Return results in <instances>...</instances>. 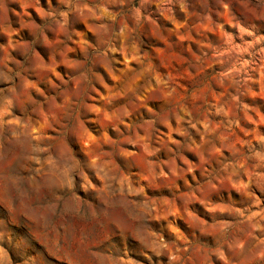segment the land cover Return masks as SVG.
Masks as SVG:
<instances>
[{"label": "clouds", "instance_id": "1", "mask_svg": "<svg viewBox=\"0 0 264 264\" xmlns=\"http://www.w3.org/2000/svg\"><path fill=\"white\" fill-rule=\"evenodd\" d=\"M16 2L0 0V20L7 23ZM216 3L227 7L224 0ZM27 6L39 15L15 13L19 28L14 34L27 29L30 39L25 63L13 61L17 71L9 69L5 77L13 86L3 103L6 109L16 103L25 110L29 130L19 132L23 139L8 141L20 151L0 154V168L10 159L32 176L22 184L6 176L0 180V197L19 208L22 196L43 195L48 208L39 230L23 219L16 228L0 221V243L14 253L16 264H53L37 239L57 230L63 235L56 251L67 264H165L162 256L169 264H200L201 252L205 264L213 257L217 264H246L245 245L255 239L248 229L264 233V136L240 128L247 117L240 100L248 95L240 90L241 81H235L238 95L226 93L230 99L223 105L211 102L212 87L225 75L213 65L241 61L235 41L246 50L245 37L257 45L264 44V36L239 21L233 25L235 36L223 24L213 25L209 0H194L191 12L190 0H44L43 5L27 0ZM174 6L187 14L184 23L175 20ZM165 13L177 27L157 24ZM208 31L220 36L219 47H212ZM193 34L202 55L193 53L185 61L177 52L188 54L191 48L178 41ZM0 49L5 53L0 64L7 68L8 49ZM260 53L264 58V47ZM61 65L62 74L56 72ZM29 75L55 93L45 101L58 132L52 138L41 133L38 143H33L24 106L33 105L39 115L43 105L32 100L29 89H40ZM217 115L231 118L214 124L211 118ZM85 125L95 137L84 135ZM229 218L234 223H226ZM188 236L197 243L205 236L212 241L201 250ZM261 245L264 240L256 247ZM258 255L264 258V248Z\"/></svg>", "mask_w": 264, "mask_h": 264}, {"label": "rangeland", "instance_id": "2", "mask_svg": "<svg viewBox=\"0 0 264 264\" xmlns=\"http://www.w3.org/2000/svg\"><path fill=\"white\" fill-rule=\"evenodd\" d=\"M194 0H190V6L188 11L191 12V3ZM44 0H41L43 5ZM224 4L227 7H223L220 4L216 3V0H209V8L211 12V22L212 24L221 23L224 25V31L229 35L235 36L237 29L233 25L239 21L242 28L252 31L254 26L256 29L255 34L258 36H264V19L259 17L264 16V0H224ZM11 11L8 13V21L5 23L3 20H0V46L8 49L9 59L7 61V68H4L0 64V137L3 138V149L0 154L5 157H8L9 150L14 149L16 152L20 151V148L15 144H9V140L15 141L16 139H23L19 136L20 131L29 130V125L25 116V110L21 108L19 104L14 103L12 107L5 108L4 98L11 96L7 91L12 87V83L5 79V77L10 76L11 69L12 73L17 71V66L13 61H18L21 64L25 63V55L23 54L24 49L26 48L29 42L28 30L20 31L18 34L16 30L19 28L17 23L19 16L15 13H24L27 12L33 19H36L39 15L37 9L27 6V0H17L16 3L10 5ZM155 10V5H153ZM201 15L204 14V9H197ZM172 14L175 17V20L179 23H184V19H187V14L180 11L178 6L172 8ZM154 19L156 17H153ZM195 17H192L189 20V26H191L192 21L195 20ZM157 24L163 27L168 25L169 27H177L176 24L172 23V18L168 13L159 16L157 19ZM206 30V29H205ZM91 36V33H89ZM208 40L211 41L212 47H219L218 41H220V36L217 35L215 31L207 32ZM247 40L248 47L244 50V45L240 40H236V45H240L241 52L240 55L243 56V59L239 62L233 60L228 64H215L213 69L218 74H225L222 78L221 83L215 84L212 87V97L211 102L223 105L226 103L230 97L226 93H230L232 96L238 95L237 88L240 87L239 84H236L235 81L239 80L245 84L244 88H240L241 91L248 90V95L241 97L240 102L247 106V117L243 118L240 123V128L244 129V132L251 133L253 130L257 131L261 136H264V58H261L260 48L264 47V44L253 45L252 37H245ZM196 36L193 34L191 40L181 39L178 41L179 44L183 45L184 48H191V53L183 54L178 51L177 55H183V59L187 61L191 54L196 56H201L202 52L199 50L201 48L200 44L195 43ZM176 41L174 37L169 43ZM161 47H164L163 42H159ZM38 51H41L38 49ZM204 51H209L208 48H204ZM5 53L3 49H0V59L4 57ZM43 56V52L41 51ZM44 59L47 60V57L44 56ZM176 67H180L179 64ZM65 66L61 65L56 69V72L63 73ZM213 69H210L212 71ZM195 75L194 71L191 73ZM30 83L36 84V88L40 89V92H37L35 88H30L29 92L31 94L32 100L36 101L37 104L43 105L39 115L32 112L33 105L27 104L24 106L27 109L28 114L31 116V132L35 137L33 143H38L40 141L41 133L47 135V137L52 138L58 132V127L56 124L52 123V120L48 117V104L45 101V97L51 99L55 93L49 91L45 88L43 84L36 83L37 77L29 75L27 77ZM55 82V81H54ZM15 83L18 85L20 83L19 79L15 80ZM228 84H232V87H228ZM187 88V84H185ZM19 88L17 91L19 92ZM43 93V96L40 93ZM103 95V93H101ZM61 100H56V104H61ZM225 112L228 111L227 108L224 109ZM243 116V113H240ZM231 118L230 115L225 117L223 115H217L212 119L214 124H220L222 121L226 123L227 119ZM40 121V126H37L36 122ZM84 128L86 131L84 135L88 138L95 137V132L91 127L85 125ZM16 132L17 135L14 137L13 132ZM237 135L240 139H245L243 132L237 130ZM85 145H87V140H85ZM225 155H230L227 151ZM190 160H193L192 156H189ZM29 165H34V167L39 168V164H35L32 161L27 162ZM6 176H11L18 184H22L23 181L29 179L32 176V173L28 170H23L18 168V161H12L10 159L5 161L3 168H0V180L4 179ZM257 195H260L257 192ZM264 199V196H261ZM47 198L43 195H36L34 197H21L23 204L18 208L16 201H10L8 199L0 197V221H3L5 224H11L12 228H16L19 222V219L27 220L28 224L41 229V217L46 215L48 205L45 203ZM197 208L200 206L197 205ZM30 211V215L25 214ZM203 219V217H201ZM159 223V221H155ZM226 223H234V221L229 218ZM182 224V222H181ZM223 226V225H222ZM264 226V225H262ZM253 232L255 239H249V242L245 245L244 257L246 264H264V258H260L258 253L261 248H264V245L261 247H256L261 240H264V233L248 229ZM180 231H184L183 226ZM63 233L61 230H57L55 233L49 234L46 239H37V243L40 247L45 248L48 252L50 260L53 264H67V262L61 258V256L56 251L57 247L62 243L61 237ZM188 235V233H185ZM190 242L193 243L194 247H199L201 250L206 248L211 244L212 237L205 236L199 240V242L192 241L191 236H188ZM165 243H169V238L167 235H164ZM227 255V254H225ZM160 259L165 261V264H169V258L166 256L160 257ZM206 257L203 256L201 252L200 264H205ZM0 264H16V257L14 253L8 249V247L0 243ZM171 264H180L179 261H171ZM191 264V262H189ZM212 264H217L215 257L212 258ZM219 264H226L225 261H219Z\"/></svg>", "mask_w": 264, "mask_h": 264}]
</instances>
